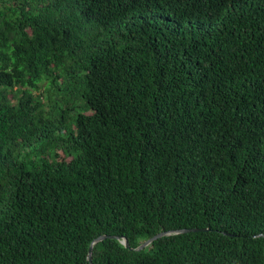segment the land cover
Instances as JSON below:
<instances>
[{
    "label": "trees",
    "instance_id": "16d2710c",
    "mask_svg": "<svg viewBox=\"0 0 264 264\" xmlns=\"http://www.w3.org/2000/svg\"><path fill=\"white\" fill-rule=\"evenodd\" d=\"M180 229L91 264H264V0H0V264Z\"/></svg>",
    "mask_w": 264,
    "mask_h": 264
},
{
    "label": "water",
    "instance_id": "95a60500",
    "mask_svg": "<svg viewBox=\"0 0 264 264\" xmlns=\"http://www.w3.org/2000/svg\"><path fill=\"white\" fill-rule=\"evenodd\" d=\"M199 231L198 229H180V230H174V231H166V232H160L157 233L156 235L144 240L143 242H141L140 244H138L135 248H130L126 242V239L122 236H107V235H101L96 237L95 239H93L91 241V243L89 244L88 248H87V252H86V262L87 264H91V249L92 246L104 239H115L117 240L125 249H129V250H133V251H140L143 248H145L147 245H149L151 242H153L154 240L161 238V237H165V236H170V235H179V234H183V233H188V232H196Z\"/></svg>",
    "mask_w": 264,
    "mask_h": 264
},
{
    "label": "rangeland",
    "instance_id": "374dc122",
    "mask_svg": "<svg viewBox=\"0 0 264 264\" xmlns=\"http://www.w3.org/2000/svg\"><path fill=\"white\" fill-rule=\"evenodd\" d=\"M25 153H29V150L24 151Z\"/></svg>",
    "mask_w": 264,
    "mask_h": 264
}]
</instances>
